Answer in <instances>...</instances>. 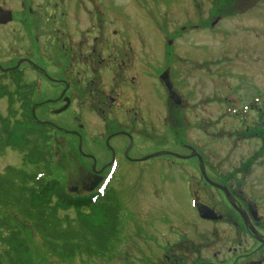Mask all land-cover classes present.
<instances>
[{
    "label": "rangeland",
    "instance_id": "1",
    "mask_svg": "<svg viewBox=\"0 0 264 264\" xmlns=\"http://www.w3.org/2000/svg\"><path fill=\"white\" fill-rule=\"evenodd\" d=\"M17 2L20 0H10ZM77 5L75 0H68ZM57 0H32V5H46L49 14L60 16L62 11L55 7ZM99 5L111 6L112 18H100L102 27L96 28L92 35L101 33L110 36L111 42L123 41V48L128 54L126 76L129 85L124 102L129 108L140 110V101L149 102L151 94L156 97V122L153 125L138 120L131 125L135 137L132 154L147 155L157 151H171L186 154L187 147L197 150L206 158L208 166L219 168L223 153L227 154L225 168H264V149L244 144L232 149L218 138V132L230 124L217 123L221 117L222 106L219 101L228 96L237 97L241 104L253 96H264V0H96ZM29 4L30 0H25ZM79 5V4H78ZM90 5V3H89ZM103 8V6H101ZM64 13H65V8ZM77 8H72L75 11ZM118 14V18H116ZM68 15H70L68 17ZM122 18V19H120ZM72 22L69 28L70 38L76 36L74 28L86 29V16L79 12L68 11L64 21ZM107 19V24L104 22ZM46 18L42 17V21ZM108 20L112 23L109 24ZM47 22V21H46ZM96 22V20H95ZM124 22L125 26L122 23ZM17 32L18 37L24 36ZM115 32V33H114ZM102 34V35H104ZM52 34H48L50 38ZM55 37V36H54ZM24 43L25 41L15 40ZM5 40H0L1 43ZM13 45L12 42H10ZM50 62L51 76L57 78L58 63ZM55 67V70H54ZM169 69L170 80L175 91L191 105L187 116L190 123L180 124L179 120L169 121L164 106L166 95L159 86V75ZM134 78L135 84H131ZM8 85V92L0 99V115L17 116L23 110L17 106L10 107L13 96V84ZM161 87V88H160ZM235 91V92H231ZM59 94L57 85L43 83L40 96L35 102H43L35 111L38 120L51 122L54 127L48 133L49 146L52 148L51 179L59 181L63 192L74 198H88L95 192H88L93 177L100 180L109 173L107 167L99 168L109 162L103 152L93 150L91 145L101 144L107 131L104 121L94 114L83 113L76 108L68 113L56 114L61 107L47 105L48 100L56 99ZM1 97V96H0ZM45 102V103H44ZM29 111V110H28ZM190 113V114H189ZM157 115L162 119L158 121ZM80 116L83 126V152L93 153L98 160V168L92 172L91 161L81 158L77 153V140L70 135L59 132L60 129L76 133L78 125L74 117ZM197 116V118H196ZM180 117V114L177 115ZM209 120L203 125L201 120ZM147 121V120H146ZM202 125L205 126L202 128ZM151 126V127H150ZM153 127V128H152ZM123 130V129H119ZM68 133V132H67ZM72 134V133H70ZM95 140V141H94ZM120 158V167L111 171L112 179L106 190L111 195V203L118 209L117 232L107 252L99 256H87L77 253L72 258L52 254L42 243L39 235L31 225L22 219L10 218V223L17 228L28 247L23 259L29 264H171L166 261L172 255L167 249L164 236L169 234V226L176 231L171 233L176 239L183 229L187 232L190 247L188 264H222L227 255L220 250L216 224H205L193 214L192 219L180 220L176 216L163 219L162 213L169 205L177 209L180 196L185 192V176L182 170L197 168L195 160L182 162L183 168L173 166L164 160H156L145 164L146 168H126ZM21 168L22 157L16 151L7 148L0 156V174L6 167ZM174 168H171V167ZM182 166V165H181ZM245 166V167H243ZM29 168H31L29 166ZM191 171V172H192ZM193 174V172H192ZM196 176L198 174L195 172ZM196 177V181H199ZM86 184L85 186H83ZM72 188H77L75 194ZM212 204L217 207V193L210 189ZM208 200V196L203 194ZM188 201V199L186 200ZM194 211V210H192ZM194 213V212H193ZM75 216L74 211L61 215ZM92 222L99 224L100 217L96 212L89 215ZM226 232L227 229L225 230ZM174 234V235H173ZM170 238V237H169ZM246 246L253 242L243 237ZM171 239V240H172ZM253 247V246H252ZM189 251V250H188ZM232 262V261H231ZM229 262L228 264H230Z\"/></svg>",
    "mask_w": 264,
    "mask_h": 264
},
{
    "label": "flooded vegetation",
    "instance_id": "2",
    "mask_svg": "<svg viewBox=\"0 0 264 264\" xmlns=\"http://www.w3.org/2000/svg\"><path fill=\"white\" fill-rule=\"evenodd\" d=\"M24 1L20 0L17 6L16 1L0 0V40H5V43L0 44V99L8 92V85H3L2 82L13 84L11 94L13 100L9 101V106L29 110L31 118L37 124L54 129V124L51 122L34 117L33 111L43 107V102H35V96H40L43 83L57 85L59 90L57 98L48 100L50 103L47 104L61 107L56 114L68 113L76 108L83 113L94 114L104 121L107 131L101 144L91 145L92 149L96 147L93 150L103 152L106 154L103 157L109 158V162L99 168H119L120 158L126 168H146L145 164L156 160L167 161L173 166H178L176 164L178 162L179 167L183 168L182 162L195 160L198 167L194 171L191 170L192 168L180 171L181 176L186 178L184 195L180 196L177 209H173L171 204L166 207L167 211L162 213L163 219L176 216L180 220L187 221L195 214L201 222L216 224L218 227L217 238L220 247L218 253L223 252L227 255L219 263L228 264L232 261L230 264H264V168H225L227 154L223 152L226 149L222 150L219 168L208 166L206 158L190 147H187L186 154L171 151H157L144 156L132 154L135 137L130 126L139 122L138 120L144 122L142 115H145L146 125H153L156 122V115H153L156 114L153 110L156 97L150 93L152 99L149 102L140 101V110L129 108V102H124V95L129 85V78L126 76L128 54L123 48L122 39L111 42L110 36L104 33L99 37L92 35L96 28L102 27L100 18L110 17L113 20L112 13L118 11H114L108 5H99L96 0H75L77 5L70 4L68 0H57L55 7L62 11L57 17L56 14H49L46 5L35 7L32 5V0L28 5ZM63 7L68 14L80 10L87 19L86 29L80 31L77 27L74 28L77 29V35L73 39L69 37L71 33L68 28L72 22H68V19L64 21ZM74 7L77 8L75 11L72 10ZM118 14H116L117 19L119 15L122 16V13ZM42 17L46 20L42 21ZM108 22L112 23L111 20ZM104 23L107 24V19ZM123 24L127 29L124 22L122 26ZM21 28L24 36L18 37L16 29L17 32L22 33ZM49 33L52 34L50 38L47 37ZM16 39L25 42H16ZM52 59L55 60L54 62H59L58 71L54 67L58 74L56 79L50 73L49 61ZM166 71L171 90L175 94L173 99H170L165 81L160 79L161 75H159L158 85L164 89L166 95L164 105L167 109L166 115L168 114L171 122L180 119V124L188 125L191 118L187 113L191 111V105L175 91L170 80V70L166 69ZM131 79V84H135L134 78ZM236 99L235 96L232 98L228 96L223 101H219L223 109L222 116L217 118V123L221 124L227 120L231 126L229 129L222 127L218 132V138L232 149L252 143L254 144L249 145L250 147L264 149V96L254 95L243 105H240L241 101ZM178 114L180 117H177ZM157 118L158 121L162 119L158 115ZM74 121L78 125L76 131L78 135L70 134L75 133L73 131L67 133L62 129L59 132L75 138L78 155L91 161L90 168H98L95 155L82 150L83 136L80 132L83 126L80 123L82 122L80 116H75ZM201 123L207 125L209 120L206 118L204 122L201 120ZM203 125L202 128L205 127ZM120 128L123 130H119ZM79 138L81 153L78 150ZM162 152L167 154L156 156ZM190 156L193 157L188 158ZM199 161L202 162L204 173L201 172ZM195 172L198 176L194 174ZM196 177L200 180L196 181ZM94 179L99 177H93L90 184ZM210 189L217 193V207L212 204ZM203 194L209 197L208 200L202 197ZM199 206L213 211L215 219H202L198 211ZM169 227H171L169 231L167 230L169 234L162 235L164 238L167 237L165 239L167 249H172V255H169L166 261L171 264H188L187 255L192 250L187 246L190 243L187 232L180 229L181 234L175 235L176 239H172L171 233L176 231L172 226ZM226 229L228 232L225 231ZM243 237L253 242L251 247L247 248Z\"/></svg>",
    "mask_w": 264,
    "mask_h": 264
},
{
    "label": "trees",
    "instance_id": "3",
    "mask_svg": "<svg viewBox=\"0 0 264 264\" xmlns=\"http://www.w3.org/2000/svg\"><path fill=\"white\" fill-rule=\"evenodd\" d=\"M9 114L0 115V156L10 148L21 155L22 166L6 167L0 174V264H29L23 259L28 247L11 217L27 221L52 254L67 259L77 253L103 255L118 226L109 191L86 199L64 193L59 181L51 179L52 129L37 124L26 109L18 118ZM70 210L73 218L61 215ZM94 212L99 224L89 217Z\"/></svg>",
    "mask_w": 264,
    "mask_h": 264
},
{
    "label": "water",
    "instance_id": "4",
    "mask_svg": "<svg viewBox=\"0 0 264 264\" xmlns=\"http://www.w3.org/2000/svg\"><path fill=\"white\" fill-rule=\"evenodd\" d=\"M8 20H9V18L6 19V21H8ZM161 79H162L163 81H165V86H166V88L168 89V92H169V95H170V99H173V96H175V94H174V93L172 92V90H171V85H170L169 80H168V74H167V72H165V73L161 76ZM73 134H75V133H73ZM78 149H79V151H81L80 144H79ZM165 154H167V153H163V152H162V153L156 154V156H159V155H165ZM151 157H153V156H151ZM191 157H193V156H190V157H188V158H191ZM177 158H180V157L177 156ZM188 158H182V159H188ZM199 166H200V168H201V172L204 173V171H203V168H204V167H203L201 161H199ZM92 170L94 171V168H92ZM98 182H99V179H94V182L91 184V186H90V188L88 189V191H92V190L96 187V185L98 184ZM215 187H217V186H215ZM76 191H77V188H74V189L71 190V192H76ZM198 211H199V215H200V217H201L202 219H208V220H214V219H215V218H214L215 214L213 213V211H211L210 209H208V208H206V207L199 206V207H198Z\"/></svg>",
    "mask_w": 264,
    "mask_h": 264
}]
</instances>
